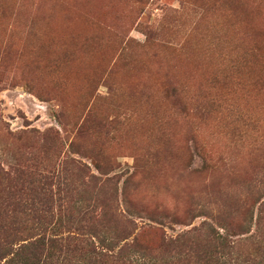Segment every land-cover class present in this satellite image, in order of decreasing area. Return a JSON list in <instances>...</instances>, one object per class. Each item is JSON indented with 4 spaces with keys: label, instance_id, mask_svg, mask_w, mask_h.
<instances>
[{
    "label": "rangeland",
    "instance_id": "obj_1",
    "mask_svg": "<svg viewBox=\"0 0 264 264\" xmlns=\"http://www.w3.org/2000/svg\"><path fill=\"white\" fill-rule=\"evenodd\" d=\"M26 163L80 209L112 178L147 241L257 209L264 0H0V191Z\"/></svg>",
    "mask_w": 264,
    "mask_h": 264
},
{
    "label": "trees",
    "instance_id": "obj_2",
    "mask_svg": "<svg viewBox=\"0 0 264 264\" xmlns=\"http://www.w3.org/2000/svg\"><path fill=\"white\" fill-rule=\"evenodd\" d=\"M30 167L17 165L2 174L0 264H259L257 260L264 257V202L257 209L252 205L239 221L200 209L188 213V219L204 217L209 222L175 237L162 234L147 241L142 232L134 234L135 223L112 204L117 200V185L103 192L105 185H113L112 178L90 175L87 185L94 183V189L80 209L65 203L68 192L52 189L51 182L59 175L35 173ZM130 182L132 176L125 179L123 196L125 203L134 206L126 195ZM142 212L127 210L139 219ZM152 222L162 224L154 218ZM127 223L133 226L130 231ZM247 241H253V256L241 250Z\"/></svg>",
    "mask_w": 264,
    "mask_h": 264
}]
</instances>
